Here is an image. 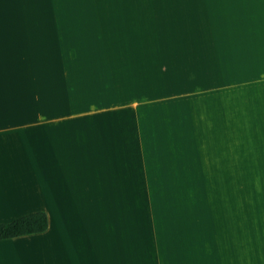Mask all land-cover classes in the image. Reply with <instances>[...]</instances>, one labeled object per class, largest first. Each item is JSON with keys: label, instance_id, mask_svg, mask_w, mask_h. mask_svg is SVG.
Wrapping results in <instances>:
<instances>
[{"label": "crops", "instance_id": "obj_1", "mask_svg": "<svg viewBox=\"0 0 264 264\" xmlns=\"http://www.w3.org/2000/svg\"><path fill=\"white\" fill-rule=\"evenodd\" d=\"M0 264H264V0H0Z\"/></svg>", "mask_w": 264, "mask_h": 264}, {"label": "trees", "instance_id": "obj_2", "mask_svg": "<svg viewBox=\"0 0 264 264\" xmlns=\"http://www.w3.org/2000/svg\"><path fill=\"white\" fill-rule=\"evenodd\" d=\"M48 217L43 212L23 216L13 222L0 224V240L41 234L48 230Z\"/></svg>", "mask_w": 264, "mask_h": 264}, {"label": "bare ground", "instance_id": "obj_3", "mask_svg": "<svg viewBox=\"0 0 264 264\" xmlns=\"http://www.w3.org/2000/svg\"><path fill=\"white\" fill-rule=\"evenodd\" d=\"M262 217H263V222H262V226L264 227V214H263V216H262Z\"/></svg>", "mask_w": 264, "mask_h": 264}]
</instances>
